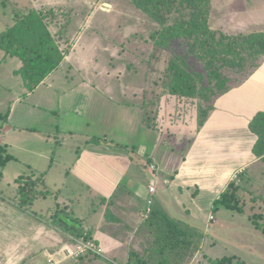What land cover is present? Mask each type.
I'll return each mask as SVG.
<instances>
[{
  "label": "rangeland",
  "instance_id": "rangeland-1",
  "mask_svg": "<svg viewBox=\"0 0 264 264\" xmlns=\"http://www.w3.org/2000/svg\"><path fill=\"white\" fill-rule=\"evenodd\" d=\"M31 9L54 12L50 14L51 31L56 36L60 48L68 51L64 63L57 71L58 89L62 92L63 101L60 104L62 108H59L60 95L58 92L50 91L54 98L58 99L53 105L54 111L51 110L53 112H47L46 116H40L39 112L36 113V116L34 113L32 114L34 116H28V118L21 117L24 124L34 125L32 127H35L36 130L33 132L42 131V134L48 132L56 138L52 137V141H45L49 145L42 139L41 141L44 143L25 144L15 148L4 145L8 154L13 156L5 168L0 167V173L3 175L1 182L7 187L12 185L19 176H30L36 168L44 171L45 166L47 168V165L49 167L53 163L54 169L47 178H44L39 189L55 192L54 188L61 181L60 174L65 177L69 175L66 168L70 163L72 164L69 167H73L78 150H83L85 147V143L81 141L84 138L80 134H78L79 136H70L71 130H79V133L85 135L89 133L90 141L94 139L96 144H105L99 139H104L109 130V137L113 139L115 136L116 142H110L107 144L108 146L102 144L97 147V150H100L103 155L111 157L113 163L111 162L110 165L117 167L120 164L114 163L117 154H128L129 161L138 163L146 172L148 169L145 167V163L148 158L146 159L144 154H139V150L143 145V149L152 152L157 144V135H152L151 132L139 127L136 130L139 133L133 140L134 143L132 142L136 146L135 148L131 144L129 149L116 145L117 138L122 137L121 134L127 128L125 125L132 123L131 118L135 116L141 118L145 129L166 134V137L169 138L166 142L172 146L168 148H172L175 150L173 151L175 154L182 157L190 147L194 134L198 131L196 120L201 113V106L205 109L212 108L215 101L221 96L216 93L211 94L209 100L202 99L195 103H186L179 101L174 96L164 95L161 88L162 72L169 63V59L185 61L191 72L202 75L199 76V86L204 89L214 87L218 81H226L230 90L238 88L246 84L264 65V49L259 44L247 43L250 36L264 33V0H211L209 27L221 44L232 49L229 54L214 56L210 59L212 61H209L205 56L191 52V41L187 39H178L168 47L155 44L150 39V34L158 26L128 0H0V35L14 24L16 14ZM190 11L185 9L183 13L175 14L172 18L176 20L185 16L189 17ZM6 55L0 49V128L5 122L2 114H6L9 107L13 106L15 99L22 94L21 77L15 74V70L21 62L17 58ZM211 70L216 72V79L211 76ZM84 79H87L86 84L94 88L102 100H99L98 96H93L85 110L84 119H78L75 117L78 110L77 104L74 103L75 98L83 91H89L87 88L91 89L83 85ZM52 98V96L49 97L50 101L53 100ZM91 103L94 107L92 109ZM93 103L95 104L93 105ZM26 106H20V110ZM108 112L111 114L109 115ZM123 112L129 116L122 117L125 115ZM111 117L113 118L111 119ZM99 119L102 122L98 124ZM116 122L121 126L122 133L121 131L117 133ZM113 130L114 135L112 136ZM24 134L23 132L22 135ZM1 137L2 135H0V139ZM144 142H147L149 146ZM89 147L91 148V142ZM44 155H47L48 161L43 160ZM70 174L72 175V173ZM247 177L250 182L246 183L247 190L243 191L244 199H242L244 207L248 210L245 215L224 208H219L214 212L211 205L206 207L208 213L206 220L201 222L202 216L198 222L187 221L195 230L196 242L198 243V236L200 242L198 244L199 252L193 256L194 258L190 262L186 260L184 264H210V260L224 257H230L233 264H264V232L257 230L249 219L255 212L259 213L264 210V204L261 201L255 203L252 199L254 194L264 198V162L257 163ZM73 178L75 177H70L67 185L74 183ZM191 183H195V180H192ZM153 187L156 192L155 185ZM133 189L135 188L133 187ZM90 191L87 186H72L63 189L59 198L61 209L64 205L63 202L69 201L65 210L69 213L75 212L74 216L79 221L84 233H89L86 229L91 227V219L86 223L89 219L86 220V217L91 216V212L97 204V199L91 198ZM36 201H38V205L33 210L37 216L45 212L48 216L49 207L53 208V212L56 209L57 200L53 197H42ZM145 201L143 200L142 203L146 210L149 209V205L148 201ZM153 204L157 207L161 217L162 207L158 196L153 199ZM190 206L191 204H189ZM165 208L168 207L165 206ZM42 209L44 212L41 211ZM140 215L141 223L137 227V233L141 234L139 238L141 248L147 249L154 238L155 242L158 241V226H155V223L152 224L153 226L146 223L147 216L144 218L143 214L140 213ZM165 216L174 218L171 213L169 216L168 214ZM189 218V216L186 217L190 220ZM15 222L19 229L18 232H22L23 221L17 218ZM40 223L50 231H55L62 236L66 234L45 220ZM148 225L154 229L149 230ZM5 229L7 232L11 231L10 228H7L6 222H0V246L11 245L14 242L19 243V237H12V233L11 236H3L5 234L1 233ZM133 234L136 233L133 231ZM66 235L73 242V239H76L69 234ZM38 239L32 238L33 249L38 243ZM90 240L97 242L94 237ZM101 249L103 251L102 247ZM145 252H142V258H147L145 255L148 252ZM149 252H152L153 256L160 261L159 255L152 250ZM41 256L42 254L40 255L41 263L47 264V260ZM108 256L109 254H105L103 251L102 256L98 257L104 259H101L102 264H124L123 259L108 258ZM147 260L149 262H145L150 264L151 259ZM99 263L97 262V264ZM72 264L94 263L89 259H84ZM151 264L153 263L151 262Z\"/></svg>",
  "mask_w": 264,
  "mask_h": 264
},
{
  "label": "crops",
  "instance_id": "crops-1",
  "mask_svg": "<svg viewBox=\"0 0 264 264\" xmlns=\"http://www.w3.org/2000/svg\"><path fill=\"white\" fill-rule=\"evenodd\" d=\"M20 67L21 64L16 70ZM89 68L91 69V67ZM57 71L48 76L32 92H28L21 85L22 94L15 99L13 106L9 107V115L0 128L1 146L15 148L25 144L52 141L53 134L51 135L48 132L42 134V131L33 132L36 130L35 127H32L34 125L28 126L22 122V119L34 116L32 115L34 113L35 116L39 112L40 116H46L47 112L54 111L52 108L58 99L54 98L50 91L53 93L58 92V95H60L58 106L62 108L60 104L63 101V95L58 89ZM84 82L83 85L91 89L87 88L89 91H83L75 98L74 103L77 104L78 109L75 117L78 119H84L89 100L99 94L95 92L94 88L86 84L87 79H84ZM240 87L230 90L215 101L211 116L204 126L196 131L190 147L182 157L175 154L173 152L175 150H172V148H168L172 146L167 144L166 141L169 138L166 137V134L163 135L154 130L145 129L141 118L136 116L131 118L133 122L125 125L127 128L124 133L121 131V126L116 122V125H118L117 133L120 131L122 133V137L117 138L116 145L121 147L124 146L129 149L130 144L134 146L133 140L139 133L136 132L139 127L151 132L152 135H157V144L152 152L143 149V145L139 150V154H144L146 159L148 158L147 161H151V166L150 168L146 167L148 169L146 172L138 163H131L127 153V155H116L118 160H114V163H120L121 166L120 164L117 167L110 165L111 162L113 163L111 157L103 155L100 150H97V147L102 146L103 143L96 144L94 139L90 141L89 133L85 135L79 133V130L70 131V136H79L78 134H80L84 138L81 141L85 143V147L83 150H78L73 167H69L72 164L70 163L68 169L66 168L69 175L65 177L60 174V184L54 189L55 192H58L72 186H87V188H90L91 198L97 199V204L94 206L91 216L86 217V220L89 218L86 223L91 219V227L86 230L97 240L105 254H109L108 258L123 259L124 264H149L145 261L151 259L153 264H157L158 258L153 256L152 252H149V250L153 251L155 238L149 248L142 249L139 239L141 234L137 233V227L141 223L140 213L143 214L144 218L147 216L146 223L152 225L151 221L157 222L156 217L151 216L152 212L153 214L158 212L157 207L153 204L155 196L159 197L163 214L169 216L171 213L174 216L173 220L188 224V222H198L200 217L203 216L200 220L203 222L208 215L206 207L211 205L213 207V202L231 181L235 180L247 168L259 163L260 159L253 151L258 138L250 131V123L257 113L264 112V65L246 84ZM50 96L53 97L51 101ZM99 100H102V98L99 97ZM22 105L27 106L20 110ZM92 108L94 107L91 103ZM123 113L125 115H122V117L129 116L126 112ZM104 114L106 115V113ZM101 115H103L102 112ZM109 115L107 116L109 117ZM22 116L23 118H21ZM100 122L102 121L99 119L98 124ZM18 132L20 133L17 135ZM23 132L24 135H22ZM109 132L108 130V134L101 140L106 143L116 142L115 136L113 139L109 137ZM37 134H40V136H37ZM111 135H114V130ZM145 137L147 138V136ZM90 142L91 148L89 147ZM144 144L149 146L147 142H144ZM103 145L108 146L107 144ZM47 158V155L43 156V160L48 161ZM44 168V171L36 168L35 172L46 173L44 178H47L54 169L53 163ZM60 172L62 173L61 170ZM70 177H75L73 178L75 184L70 183V185H67ZM128 178L130 180L127 181ZM2 179L3 175L0 173V222H6L7 228H10L11 231L7 232L5 229L1 234L7 236L12 233V237H19V243L14 242L11 245L0 246V264H42L41 254V257L47 260V264L52 262L72 264L84 259H89L94 264H97V262H100L99 264L103 263L101 260L103 258L94 255H87L78 260L68 258L67 250L72 249L75 243L69 240L66 234L62 236L41 225L40 222L43 223V220L36 215V212L34 214L32 210L20 208L15 201V180L12 185L10 184L7 187L2 184ZM123 180L124 182H122ZM192 180H195V183H191ZM153 185L156 187V192L152 194L149 188ZM133 190L135 191L133 192ZM143 200L148 201L150 213H148L149 209L145 210ZM37 202H34L32 209L37 207ZM63 204L66 206L69 201L67 200ZM189 204H191L190 207ZM165 206L168 208H165ZM52 209L48 208L49 211ZM41 211L44 212V209ZM139 211L141 212L139 213ZM187 215L190 220L186 219ZM17 218L23 221L22 232H18L19 229H17L15 222ZM170 219L172 218L170 217ZM188 225L192 227L190 223ZM38 226L40 228H37ZM152 226L148 225V229H154ZM133 231L136 234H133ZM148 234H150L149 231ZM34 237L39 239L33 249L32 238ZM35 252L39 254L36 255ZM142 252L146 253L147 258H142ZM197 252L199 251L197 250ZM31 259L33 260L31 261Z\"/></svg>",
  "mask_w": 264,
  "mask_h": 264
},
{
  "label": "trees",
  "instance_id": "trees-1",
  "mask_svg": "<svg viewBox=\"0 0 264 264\" xmlns=\"http://www.w3.org/2000/svg\"><path fill=\"white\" fill-rule=\"evenodd\" d=\"M158 28L150 34V39L161 47H168L178 39L190 40L191 52L196 55L207 57L209 61L214 56L229 54L232 49L221 44L215 36V33L209 27V15L211 0H128ZM189 9V17L173 20L172 16L183 13ZM53 11H38L31 9L29 11L16 14L15 22L0 35V49H2L11 58H17L21 62V67L15 73L21 77V85L28 92L34 91L48 76L60 69L68 51L60 48L57 38L51 31L50 14ZM248 44H259L264 49V33L255 34L248 38ZM161 88L166 96H174L179 101L195 103L199 100H209L210 95L219 93L220 96L227 94L231 88H228L226 81H218L214 87L207 89L199 86L200 74L191 72L185 61L175 58L169 59L162 72ZM211 76L217 78L216 72L211 70ZM201 113L197 116V129L200 130L211 116L212 108L201 106ZM9 112L2 114L7 118ZM154 127V126H152ZM250 131L257 136L258 140L254 146V153L264 162V112L255 115L250 123ZM101 140V139H99ZM103 141V140H102ZM98 143V141L96 140ZM109 144L110 142H105ZM124 147V146H123ZM13 158L8 154L5 146L0 145V167L5 168L7 163ZM145 167L150 168V160ZM255 165L247 168L240 173L237 178L231 181L227 188L213 202V211L224 208L232 212L246 214L248 210L243 205L244 194L247 190L246 183L250 182V174ZM32 175H22L15 179L17 205L25 210H32L34 202L42 197H53L56 199L55 208L49 211V215H39L51 226L62 230L66 234L76 239L90 240L91 233H84L79 221L75 218L74 211L69 213L65 205L59 202L62 190L51 192L49 190H40L39 186L43 182L45 173L31 172ZM255 203L261 201L264 204V198L260 195H253ZM67 206V205H66ZM264 209V208H263ZM255 210V209H254ZM51 212H53L51 214ZM66 213V214H64ZM152 212L155 216V223L158 232V241H154V253L159 255L160 261L157 264H184L190 262L198 250L199 236L195 239V230L188 224L167 218L163 212ZM150 216V217H151ZM149 217V218H150ZM250 222L254 227L264 232V210L251 215ZM186 227H184V226ZM183 226V227H182ZM189 229V230H188ZM194 230V231H193ZM96 242V241H95ZM98 244V242H96ZM83 258V257H82ZM136 264V263H133ZM210 264H233L230 257L222 259H212Z\"/></svg>",
  "mask_w": 264,
  "mask_h": 264
},
{
  "label": "built area",
  "instance_id": "built-area-1",
  "mask_svg": "<svg viewBox=\"0 0 264 264\" xmlns=\"http://www.w3.org/2000/svg\"><path fill=\"white\" fill-rule=\"evenodd\" d=\"M154 167L152 166V169ZM151 193L155 192V189L153 186L149 188ZM151 204V202H149ZM150 209L148 210V213H150ZM147 213V214H148ZM213 219V217H212ZM75 246L72 249L67 250V257L73 260L82 258L87 255L95 254L98 256H102V249L99 245H97L95 242H92L91 240H84V239H73ZM51 264H56L55 262H52Z\"/></svg>",
  "mask_w": 264,
  "mask_h": 264
},
{
  "label": "clouds",
  "instance_id": "clouds-1",
  "mask_svg": "<svg viewBox=\"0 0 264 264\" xmlns=\"http://www.w3.org/2000/svg\"><path fill=\"white\" fill-rule=\"evenodd\" d=\"M151 166V165H150Z\"/></svg>",
  "mask_w": 264,
  "mask_h": 264
}]
</instances>
